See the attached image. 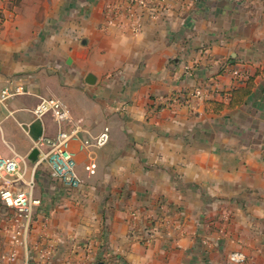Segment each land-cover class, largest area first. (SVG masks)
Instances as JSON below:
<instances>
[{
    "label": "crops",
    "instance_id": "obj_1",
    "mask_svg": "<svg viewBox=\"0 0 264 264\" xmlns=\"http://www.w3.org/2000/svg\"><path fill=\"white\" fill-rule=\"evenodd\" d=\"M116 1L0 0V89L26 91L0 102V154L22 159L14 188L32 181L40 200L16 264H39L47 247L48 264H264V17L257 3L170 0L132 34L102 28L106 5ZM233 69L253 84L230 107L231 92L246 86ZM200 86L210 91L203 99L160 101ZM41 97L59 99L68 119L37 118L32 109ZM207 99L217 105L207 108ZM105 127V146L81 147ZM75 128L69 148L81 185L73 189L52 175L36 141ZM151 226L154 240L144 243ZM15 227L0 199V264ZM235 251L244 262L229 260Z\"/></svg>",
    "mask_w": 264,
    "mask_h": 264
},
{
    "label": "built area",
    "instance_id": "obj_2",
    "mask_svg": "<svg viewBox=\"0 0 264 264\" xmlns=\"http://www.w3.org/2000/svg\"><path fill=\"white\" fill-rule=\"evenodd\" d=\"M170 0H117L106 5V18L102 26L103 29L119 28L138 34L143 30L145 17L155 18L158 14L169 9ZM185 1V0H179ZM186 74L191 72V67L186 66ZM238 83H244L249 74L246 71L233 69L231 71ZM23 86L5 87L0 89V102L6 103L10 98L25 93ZM210 94L204 86L190 89L186 92L173 93L160 99L161 103L167 106H174L181 103H191L194 99H203ZM32 113L41 118L50 114L54 120L61 125L68 119V111L63 103L54 97H41L38 104L32 109ZM78 128L72 131L60 130L54 136L42 135L36 144L45 147L43 155L44 161L51 168L52 175L63 185L76 189L81 185V178L77 171V161L74 152L69 148V143L77 137ZM110 140V129L105 127L98 135L83 141L82 148H101ZM22 159L18 156L5 157L0 154V199L6 207L12 209L15 217L16 227L13 235V249L2 256L5 264H16L18 253L17 246L25 245L26 234L33 220L34 209L40 204V200L33 194V182L28 183L26 190L16 191L14 186L19 180ZM95 163H90L87 169L94 173ZM154 228L148 227L141 237L144 243H151L154 240ZM52 249L50 247L39 250V264H48L51 258ZM229 260L235 263L245 261V256L241 252H232ZM24 264H30L27 261Z\"/></svg>",
    "mask_w": 264,
    "mask_h": 264
},
{
    "label": "trees",
    "instance_id": "obj_3",
    "mask_svg": "<svg viewBox=\"0 0 264 264\" xmlns=\"http://www.w3.org/2000/svg\"><path fill=\"white\" fill-rule=\"evenodd\" d=\"M246 83V86L244 88L234 89L231 92V101L229 103V106H235L238 103L242 102L250 93L252 84H253V78L252 76H249L248 79L244 82ZM207 101V108H210V105L214 104L217 105L215 102L213 103L212 100H206ZM222 108V105H218L217 109Z\"/></svg>",
    "mask_w": 264,
    "mask_h": 264
},
{
    "label": "rangeland",
    "instance_id": "obj_4",
    "mask_svg": "<svg viewBox=\"0 0 264 264\" xmlns=\"http://www.w3.org/2000/svg\"><path fill=\"white\" fill-rule=\"evenodd\" d=\"M255 2L257 3V17H261V19H263L264 15L261 9L264 7V0H255Z\"/></svg>",
    "mask_w": 264,
    "mask_h": 264
},
{
    "label": "water",
    "instance_id": "obj_5",
    "mask_svg": "<svg viewBox=\"0 0 264 264\" xmlns=\"http://www.w3.org/2000/svg\"><path fill=\"white\" fill-rule=\"evenodd\" d=\"M37 152H38L37 149H34L33 152H32V155L37 154ZM36 159H37V157H36ZM36 159H35V157H34V160H36Z\"/></svg>",
    "mask_w": 264,
    "mask_h": 264
}]
</instances>
